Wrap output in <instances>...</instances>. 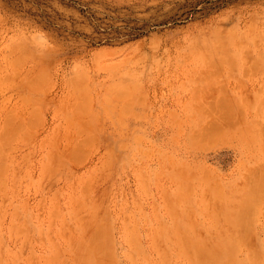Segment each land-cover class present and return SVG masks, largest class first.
I'll use <instances>...</instances> for the list:
<instances>
[{
  "label": "rangeland",
  "instance_id": "rangeland-1",
  "mask_svg": "<svg viewBox=\"0 0 264 264\" xmlns=\"http://www.w3.org/2000/svg\"><path fill=\"white\" fill-rule=\"evenodd\" d=\"M263 263L264 0H0V264Z\"/></svg>",
  "mask_w": 264,
  "mask_h": 264
},
{
  "label": "bare ground",
  "instance_id": "bare-ground-1",
  "mask_svg": "<svg viewBox=\"0 0 264 264\" xmlns=\"http://www.w3.org/2000/svg\"><path fill=\"white\" fill-rule=\"evenodd\" d=\"M25 84H27V83H24L23 85L25 86ZM23 85H21V88H22ZM196 89H198V88H196ZM247 221H248V220H247ZM247 221L245 220V223H244V225H243L245 228L247 227V223L249 222V221H248V222H247ZM246 222H247V223H246ZM249 224H250V222L248 223V225H249ZM244 227H242V229H243ZM245 228H244V229H245ZM244 229H243V230H244ZM245 230H246V229H245ZM247 234H249V232H247ZM256 259H257V258H256ZM256 259H254V260H256ZM258 260H259V259H258ZM259 261H262V260H259ZM263 264H264V263H263Z\"/></svg>",
  "mask_w": 264,
  "mask_h": 264
}]
</instances>
